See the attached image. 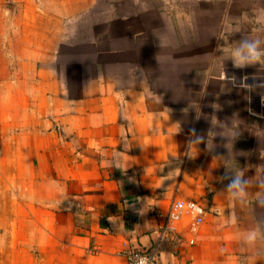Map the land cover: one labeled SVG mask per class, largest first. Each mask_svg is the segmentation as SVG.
<instances>
[{"label":"crops","instance_id":"crops-1","mask_svg":"<svg viewBox=\"0 0 264 264\" xmlns=\"http://www.w3.org/2000/svg\"><path fill=\"white\" fill-rule=\"evenodd\" d=\"M98 8L111 24L79 34ZM258 13L264 0H0V264H126L175 199L206 211L180 213L160 264H264V237L242 236L264 232V67L229 59L264 48ZM77 40L93 49L62 52ZM65 57L83 59L75 88ZM238 173L246 198L227 191Z\"/></svg>","mask_w":264,"mask_h":264},{"label":"clouds","instance_id":"clouds-1","mask_svg":"<svg viewBox=\"0 0 264 264\" xmlns=\"http://www.w3.org/2000/svg\"><path fill=\"white\" fill-rule=\"evenodd\" d=\"M256 23H264V13H258ZM229 59H231L233 67L243 68L246 66L256 65L259 63L264 67V48H261L258 40H244L238 46H235L230 51ZM248 181L243 178L242 174H236L227 185V191L233 198H246V186ZM236 217H231V223L235 224ZM244 241L249 245H254L258 239L264 237V232L257 228L248 230L242 234ZM139 264H148L146 257L139 259Z\"/></svg>","mask_w":264,"mask_h":264},{"label":"built area","instance_id":"built-area-1","mask_svg":"<svg viewBox=\"0 0 264 264\" xmlns=\"http://www.w3.org/2000/svg\"><path fill=\"white\" fill-rule=\"evenodd\" d=\"M182 211L189 212L196 222H200L206 210L197 200H173L164 223L154 231L156 234L154 242L148 247L128 246L124 249L126 264H139L141 257H146L148 264H160L158 258L160 243L178 231V218Z\"/></svg>","mask_w":264,"mask_h":264},{"label":"rangeland","instance_id":"rangeland-1","mask_svg":"<svg viewBox=\"0 0 264 264\" xmlns=\"http://www.w3.org/2000/svg\"><path fill=\"white\" fill-rule=\"evenodd\" d=\"M9 6L11 7L12 11H14V13L12 15L20 16L19 7L14 6L13 4H10ZM103 9L104 8H98L96 10H92V11L89 12L88 15H86V17L84 16L86 18L87 26H84V27L78 29V33L81 34V35H83L85 33L87 34V32H89L93 28H96V30L98 32H100V31L103 30V28H104L103 25H106L107 21L111 24V21H112L111 20V18H112V13L111 12L106 14L103 19H101L100 16L97 14V12H103L104 11ZM87 19H88V21H87ZM104 20H106V21L105 22H101V24H99L100 21H104ZM110 28H111V25H110ZM111 34H112V30H110V32H109L110 36H111ZM77 42L78 43H76V44H71V45L66 44V45H64L62 47V52H66L68 54V56H69L70 53H77L79 55L81 50H91V49H93V45H91L90 43H87V42L85 43V42H82V41L79 42L78 40H77ZM111 42L112 41L104 42V43H102V45L105 46V44H106V45L111 47V44L113 43V42L112 43ZM65 58H67V59L65 61H63V62H67L68 61L66 65L68 66V69H69L71 77H72L70 80L72 82L73 88H75L77 86V83H79V78H80L79 77L80 76V73H79L80 70L79 69H80V67H82L81 65L83 63V61H82L83 59L78 58L79 62H74V61H70V60H72V59H70V57H65Z\"/></svg>","mask_w":264,"mask_h":264}]
</instances>
